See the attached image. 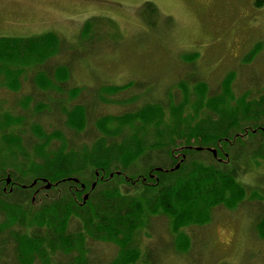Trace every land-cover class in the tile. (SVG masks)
Masks as SVG:
<instances>
[{
    "label": "rangeland",
    "instance_id": "1",
    "mask_svg": "<svg viewBox=\"0 0 264 264\" xmlns=\"http://www.w3.org/2000/svg\"><path fill=\"white\" fill-rule=\"evenodd\" d=\"M255 1L0 0V37L29 38L53 33L66 49L46 60L45 65L22 70L17 90L1 82L0 125L5 129L0 130V176L4 192L11 188L5 182L9 176L5 173H24L39 161L33 152L37 143L31 138L33 127L47 134L60 132L74 150H91L101 136L96 121L159 104L160 117L150 123L136 120L123 127L117 122L107 126L109 130L122 128L125 136L139 140L148 149L161 148L136 160L127 170L131 177L145 175L150 167L169 164L161 152L188 144L186 137L192 127L208 116L217 119L232 114L240 118L238 127L230 130L231 135H240L238 130L244 126L262 124L264 113L260 110L264 107L251 104L264 95V0H260L262 7H257ZM145 3L154 4L159 13L147 14ZM90 19L95 24L92 32L88 37L81 36L83 25ZM257 45L260 50L247 60ZM57 66L65 69L58 70L68 74L65 78L60 79L58 71L50 77L44 74ZM13 69L9 72L17 71ZM230 73L233 80L227 93L222 85ZM43 77L51 81L47 89L37 84ZM129 83L131 89L114 96L107 93L111 87ZM203 87L205 93L201 95ZM75 88L81 89L80 95L70 101L67 92ZM213 98H218L216 105H209ZM100 99L126 104L101 103ZM198 101L202 110L195 114L192 106ZM41 104L46 106L43 110ZM206 104L209 109L204 108ZM246 105L251 107L248 117L243 114ZM75 106H83L86 111L85 127L78 134L65 128L62 114ZM250 143L247 146L252 150L253 142ZM59 145L54 142L50 150ZM191 145L199 146L196 139ZM223 150L220 148V152ZM180 155L177 149L176 158ZM193 156L211 164L206 152ZM245 161L246 165L241 163L236 171L237 181L248 191L245 200L233 209L214 208L207 225L186 228L190 244L185 253L173 248L175 238L169 230V220L161 214L149 217L146 226L134 236L133 246L140 253L136 264H264V238L257 228L264 221V161L254 163L250 156ZM22 177L24 184L29 183L24 174ZM89 179L88 175L83 179L86 185L91 183ZM124 189L130 190L128 184ZM57 195L55 191L49 193ZM77 195L82 198L86 192ZM1 236L8 242L6 233ZM86 242L89 264H110L118 255L115 245L88 239ZM13 252L12 245L7 244L0 264H17ZM66 258L63 254L54 256L52 264H65ZM33 264L40 263L35 260Z\"/></svg>",
    "mask_w": 264,
    "mask_h": 264
},
{
    "label": "trees",
    "instance_id": "2",
    "mask_svg": "<svg viewBox=\"0 0 264 264\" xmlns=\"http://www.w3.org/2000/svg\"><path fill=\"white\" fill-rule=\"evenodd\" d=\"M263 2L256 0L255 5L262 7ZM144 10L150 15L159 13L152 3H145ZM149 24L154 25L152 22ZM94 25L92 19L87 20L80 35L88 37ZM62 45L53 33L29 38L1 36L0 86L1 82H5L9 89L17 90L21 71L62 54L66 51ZM258 45L250 51L247 60L260 50ZM11 67L17 71L9 72L14 70ZM52 70L44 74L50 77L54 71L65 69L57 66ZM56 75L61 79L68 74L58 71ZM47 77L37 80V84L40 83L43 89L50 87L51 81ZM232 80L233 74H227L222 85L224 92L229 91ZM130 87L131 83L111 87L107 93L114 96ZM79 90L81 91L77 88L69 90L68 100L76 99L80 95ZM204 93L203 87L201 95ZM259 97L258 101L251 104L264 107V95ZM185 99L188 101L187 97ZM106 101L118 105L126 104L123 101L100 99L101 103ZM217 101L218 98H213L208 102L209 105H216ZM41 105L43 110L46 106ZM201 107L202 103L198 101L192 109L198 114ZM211 107L217 109V106ZM204 108L209 109V106L206 104ZM160 109L159 104H147L132 114L99 119L95 127L101 136L94 142L91 150L87 147L80 151L70 148L60 132L47 134L38 127L31 128V138L37 142L33 145V152L39 161L32 163L21 174L4 172L11 179V188L7 192L1 190L4 187H1L3 176H0V257H3L4 247L11 244L17 264H33L35 260L40 264H52V258L62 254L68 257L65 264H89L86 245L88 239L118 248V255L110 264H136L140 253L133 246L134 236L146 226L149 217L157 214L169 220V230L175 238L174 250L185 253L190 244L185 233L186 228L207 225L211 221L214 208L222 206L233 209L245 200L248 191L237 181L236 171L237 168L240 169L241 163L246 165L245 159L249 156L254 163L259 159L264 161V118L262 124L239 129L240 135L230 134V130L238 127L240 119L232 114L219 116L217 119L212 116L201 119L192 127L189 137H186L188 144L181 148L167 149V152L157 151L170 160L169 164L150 167L145 175L130 177L127 170L136 160L161 148L148 149L139 140L125 136L122 128L109 130L107 126L111 122H117L118 126L123 127L136 120L150 123L160 117ZM243 110V114L248 117L250 105H246ZM260 111L263 114L264 108ZM63 112L66 129L77 134L84 129L86 111L83 106H75L73 110ZM19 123L22 124L23 121L19 119ZM1 129H5L2 124ZM192 139H196L199 145L196 148L208 153V162L211 164L194 158L193 155L200 151H196L191 145ZM174 141L171 145H174ZM54 142H60V145L55 150H50ZM248 142H253L252 150L247 146ZM220 148L225 150L220 152ZM177 149L181 155L176 158ZM209 149L215 150L216 158ZM22 156L28 159L26 153ZM218 159L222 160V164ZM79 162L82 164L75 166ZM22 174L28 178L29 183L24 184ZM75 175L78 177L75 178ZM87 175L91 182L88 185L83 180ZM41 179L51 185L49 191L43 188ZM33 182L36 185H32ZM95 182L98 184L91 189ZM124 184H128L129 191L125 192ZM50 191H55L58 195L49 196ZM82 192L88 194L85 202L83 197L77 195ZM42 193L44 195L38 198ZM257 228L260 236L264 238V221ZM5 233L9 237L8 242L1 236Z\"/></svg>",
    "mask_w": 264,
    "mask_h": 264
},
{
    "label": "water",
    "instance_id": "3",
    "mask_svg": "<svg viewBox=\"0 0 264 264\" xmlns=\"http://www.w3.org/2000/svg\"><path fill=\"white\" fill-rule=\"evenodd\" d=\"M196 150L199 151V150H201V149H200V148H196ZM210 150H211V149H210ZM211 152L213 153V155H216L215 150H211ZM158 170H160V169H158ZM72 181L75 182V183H77V180H75V179H73ZM44 182H46V181H44ZM6 183H7V184L10 183V178H9V177L6 179ZM32 185H35V182H33ZM50 187H51V185H50L49 183L46 182L45 189H46V190H47V189H50ZM94 187H95V183L91 186V189H93ZM81 188H84V186L81 185ZM87 198H88V195H85V196L83 197V202H85V201L87 200Z\"/></svg>",
    "mask_w": 264,
    "mask_h": 264
},
{
    "label": "flooded vegetation",
    "instance_id": "4",
    "mask_svg": "<svg viewBox=\"0 0 264 264\" xmlns=\"http://www.w3.org/2000/svg\"><path fill=\"white\" fill-rule=\"evenodd\" d=\"M209 152H211V150H210ZM211 154L213 155L212 152H211ZM213 157L216 158V155H213ZM218 161H221V160L218 159ZM221 162H222V161H221ZM219 163H220V162H219ZM44 181H45V180H42V179H41V183H43ZM44 183H45V182H44ZM44 183H43V184H44ZM35 185H36V183H35ZM1 190L4 192V191H5V188H1ZM82 190H84V188H82ZM77 191H78V190H77ZM84 191H85V190H84ZM83 193H85V192H83Z\"/></svg>",
    "mask_w": 264,
    "mask_h": 264
}]
</instances>
